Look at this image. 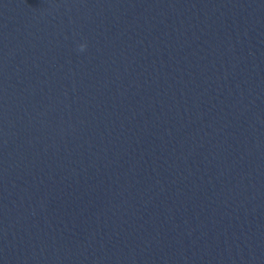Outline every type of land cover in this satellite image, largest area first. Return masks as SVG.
I'll return each instance as SVG.
<instances>
[{
    "label": "clouds",
    "instance_id": "1",
    "mask_svg": "<svg viewBox=\"0 0 264 264\" xmlns=\"http://www.w3.org/2000/svg\"><path fill=\"white\" fill-rule=\"evenodd\" d=\"M86 48V45H80V51H83Z\"/></svg>",
    "mask_w": 264,
    "mask_h": 264
}]
</instances>
